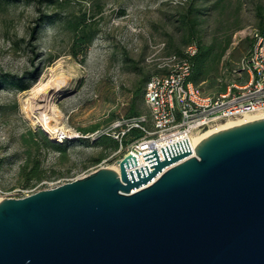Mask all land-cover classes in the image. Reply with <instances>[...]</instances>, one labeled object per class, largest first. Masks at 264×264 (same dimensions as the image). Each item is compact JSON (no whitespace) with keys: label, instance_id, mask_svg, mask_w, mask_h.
I'll return each mask as SVG.
<instances>
[{"label":"water","instance_id":"95a60500","mask_svg":"<svg viewBox=\"0 0 264 264\" xmlns=\"http://www.w3.org/2000/svg\"><path fill=\"white\" fill-rule=\"evenodd\" d=\"M160 149L0 200V264H264V117Z\"/></svg>","mask_w":264,"mask_h":264},{"label":"rangeland","instance_id":"374dc122","mask_svg":"<svg viewBox=\"0 0 264 264\" xmlns=\"http://www.w3.org/2000/svg\"><path fill=\"white\" fill-rule=\"evenodd\" d=\"M40 1H0V77L8 74L29 86L24 90L0 87V184L5 190L23 186L18 174L25 152L22 136L29 128L42 129L32 123L33 116L45 109L50 124L60 131L58 135L42 130L66 151L42 146L34 156L42 160L47 177L24 188L43 189L88 174L114 151L82 140L83 130L94 124L106 128L128 118L134 90L142 86V79L157 70L160 57L185 47L176 18L188 0H55L62 7ZM199 2L207 7L200 26L205 40L231 38L218 78L199 86L216 94L221 82L227 87L248 80V73L238 74L235 69L250 49L251 30L264 18V0ZM52 12H59L62 19L39 26L40 16ZM82 13L99 33L86 54L75 57L67 20ZM160 43H165L163 49ZM39 103L45 108L35 109ZM135 104L141 115L147 113L142 95ZM112 114L114 119L106 123Z\"/></svg>","mask_w":264,"mask_h":264},{"label":"built area","instance_id":"2783aa9c","mask_svg":"<svg viewBox=\"0 0 264 264\" xmlns=\"http://www.w3.org/2000/svg\"><path fill=\"white\" fill-rule=\"evenodd\" d=\"M251 39L247 55L241 66L235 69L238 74L242 71L248 73V80L239 84L231 82L224 92L216 94L203 92L188 79L190 64L185 57L176 53L160 57L157 70L151 73L145 85L144 102L147 113L116 120L106 128L82 135L90 139L108 135L118 142V149L109 158L103 159L93 171L108 166L117 167L114 169L119 173L117 160L126 153L135 156L138 162L136 167H131L128 171L144 165L151 170L148 160L144 159V153L157 149L160 160H164L161 147L187 138L191 153L194 154L197 145L192 143L194 136L227 120L264 113V32L252 29ZM159 46L163 49L165 43H160ZM184 51L193 55L196 47L189 45ZM133 128L140 130L138 137L131 135ZM189 157H184L166 169ZM74 179L43 189L54 188ZM38 190L40 189L37 187L5 190L0 184V200L7 197L22 198Z\"/></svg>","mask_w":264,"mask_h":264},{"label":"trees","instance_id":"16d2710c","mask_svg":"<svg viewBox=\"0 0 264 264\" xmlns=\"http://www.w3.org/2000/svg\"><path fill=\"white\" fill-rule=\"evenodd\" d=\"M6 3L17 2L20 0H0ZM30 1V0H26ZM41 2L40 0H38ZM50 3L58 4V7H62L63 3L55 0H47ZM200 0H188L185 10L178 14L176 22L178 28L183 32L182 42L185 47L189 45H195L196 51L193 55H188L185 53L184 48L182 50L176 49L175 52L180 56L185 57L190 64V75L188 79L195 85L200 86V84L207 81H215L221 71V67L224 65V59L227 50L231 44V38H226V40L217 42L216 40L206 41L203 34L201 26V16L204 15V11L207 7L202 6ZM200 3V4H199ZM216 5L213 4L212 7ZM255 11L257 15H260V7L255 6ZM62 17L59 12L43 13L40 16L39 26L43 23L53 24ZM67 25L73 32V42L71 45V53L73 56L77 57L79 54H86L89 46L94 41L96 35L99 33V29L95 26L93 22L87 17L86 13L75 14L73 17L67 20ZM259 31L264 32V18L259 20L258 28ZM36 27L32 29V32H36ZM252 44V39H251ZM151 75V74H150ZM150 75L145 76L142 79V86L136 87L132 97V104L130 110L127 114L128 117H134L141 115L140 110L136 107V99L142 95L144 97V90L147 80ZM3 85H10L18 90L28 89L29 86L24 85V82L13 76L5 74L0 77V87ZM226 83L221 82L218 84L217 92L221 93L226 90ZM204 92V91H203ZM114 119V114H112L106 123H109ZM98 124H94L83 130V134L94 132L98 129ZM131 135L138 137L140 135V130L133 128L131 130ZM23 143L25 146L24 160L19 167L18 174L22 180V187H28L34 182L43 180L45 177L44 168L42 167V160L39 157L34 156L38 153L39 149L44 146L57 150L60 152H65L66 147L51 141L42 129L33 131L31 128L28 129L27 134L22 136ZM84 141L90 142L92 145L100 147L103 151H115L118 149V142L108 135H101L92 141L90 138L82 137ZM80 139V140H81ZM127 142V140H126ZM101 157V155H100ZM100 158H97L98 161ZM0 163L2 160L0 159Z\"/></svg>","mask_w":264,"mask_h":264},{"label":"bare ground","instance_id":"6f19581e","mask_svg":"<svg viewBox=\"0 0 264 264\" xmlns=\"http://www.w3.org/2000/svg\"><path fill=\"white\" fill-rule=\"evenodd\" d=\"M41 100H44V99H41ZM46 104H47V102H46ZM45 106L46 105H44V104L43 105H40V103H39V105H37V107L35 109H43V108H45ZM47 114L48 113H46L45 109H43L39 113V116L38 117H34L33 116L32 123L33 124L40 125L42 127V129L44 131H46V132H49L51 134L58 133V135H59V131H60L59 128L57 126H53V125L50 124V120H49V116L50 115L48 116ZM262 117H264V113H256V114H248V115H245L244 117H240V118H235V119L227 120L226 122L220 123L219 125H217L215 127H211L209 129L201 132L200 134L194 136L192 138V143L194 145H196L202 139L206 138L207 136H209V135H211V134H213V133H215V132H217L219 130H222L224 128H228V127H231V126H234V125L242 124V123H245V122H248V121H251V120H255V119H258V118H262ZM114 168L116 169L117 167H114Z\"/></svg>","mask_w":264,"mask_h":264}]
</instances>
